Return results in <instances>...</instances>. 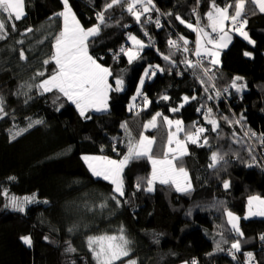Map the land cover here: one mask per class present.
I'll use <instances>...</instances> for the list:
<instances>
[{"label": "trees", "instance_id": "obj_1", "mask_svg": "<svg viewBox=\"0 0 264 264\" xmlns=\"http://www.w3.org/2000/svg\"><path fill=\"white\" fill-rule=\"evenodd\" d=\"M68 2L85 29L99 26L98 34L89 37L88 51L112 73L109 104L81 116L63 94L38 87L56 67L51 56L63 30V17L57 15L64 11L62 0H24L20 20L0 14L5 21L0 32V264H96L89 238L121 234L129 242V255L115 264H247V253L264 264V217L244 215L250 197L264 198V12L244 0V18L239 19L247 21L254 43L230 31L233 23L227 21L231 40L213 64V56L195 55L197 33L186 26L208 23L213 0H140L134 9L139 21L127 10L131 0L111 8L112 0ZM236 3L215 0L218 7L233 6L229 15ZM131 35L146 43L132 63L125 52L118 55L121 47L128 50ZM149 65L156 74L128 109ZM116 78L123 82L120 91ZM158 112L157 126L145 128ZM165 116L182 121L184 131L176 133ZM199 128L205 129L200 143L186 139L185 133ZM170 133L187 148V154L169 157L176 155L174 166L188 173V191H177L171 182H155L148 191L152 163L141 157L126 165L121 196L82 159H120L128 137L138 141L145 134L154 140L151 156L163 159ZM213 153L222 159L210 167ZM25 194L37 200L24 212L11 210L10 196ZM229 211L239 215L243 235L230 225ZM22 237H30L31 245ZM234 241L239 250L232 247Z\"/></svg>", "mask_w": 264, "mask_h": 264}, {"label": "snow or ice", "instance_id": "obj_2", "mask_svg": "<svg viewBox=\"0 0 264 264\" xmlns=\"http://www.w3.org/2000/svg\"><path fill=\"white\" fill-rule=\"evenodd\" d=\"M64 11L58 13L60 17H63V30L55 38L54 53L51 56V61L55 63V70L51 76L44 80L38 87L43 89L45 92H51L53 89L57 90L63 96L67 97L69 101L75 104L77 109L80 111V115L84 116L85 113L89 110L102 111L106 110L108 93L112 89V85L108 82V77L112 75L109 68L104 67L102 64L98 63L93 56L89 54L88 51V41L89 37L95 36L99 32V26H94L92 28L85 29L76 18L75 13L72 11L68 0H62ZM121 0H112V3L108 4L107 7L111 8L114 4L120 3ZM140 0H132L128 4L127 10L133 15H135L136 20L139 21L140 13L135 12L134 9L136 4ZM254 4L259 6L261 12H264V0H252ZM148 3L151 4V0H148ZM233 7L232 5H225L224 7H218L213 0L212 8L213 11H209L207 19L209 21V27L211 28L212 33H219L218 39H213L211 34L205 31L204 28L199 26H194L191 23H188L186 26L192 29L197 33L196 40V50L195 55L197 57L201 56L203 51L206 55L218 56L219 53L213 51L206 47V45H212L213 48L216 47H226L227 42L231 40V37L228 35V32L225 31L226 22L231 20L234 26V30L239 32L241 36L245 39H249L248 34L244 32L243 25L247 21H241L239 26H237V21L241 17L244 10V0H237L235 4V11L233 15H229V8ZM144 11H148V8L145 7ZM0 14H6V19L8 21L20 20L24 16V0H0ZM101 23L104 21V16L102 13L98 14L97 17ZM177 19H180L177 17ZM199 20V17H197ZM181 24H185V21L180 19ZM12 28H15V24L11 25ZM5 30V21L0 19V32ZM31 29H29L30 31ZM134 45L139 48H143L144 45L141 41L137 40L135 36H130ZM184 41V45L188 44V41L181 37ZM254 43V41H250ZM169 44L173 47H177L176 41H169ZM185 52L188 51L187 47L183 49ZM122 52L128 56L129 62L138 56V52H133L132 49H121ZM249 55V53H245ZM165 59H168L166 56ZM50 61L45 60L44 63L48 64ZM189 66L192 65L191 61H187ZM213 64L218 63V60H213ZM163 71V69H161ZM208 70L205 69V72ZM154 75V73H152ZM43 75V73H40ZM147 76L148 73L146 72ZM239 79V77L237 78ZM117 84L116 91L121 90L122 81L116 80ZM144 81L141 80L140 84L143 85ZM232 87L236 88L237 91H240V88L233 83ZM137 95H140L139 91ZM219 95V93H217ZM135 99V98H133ZM163 99L167 100L168 97L165 96ZM185 102H187L188 97H184ZM145 102L148 101L145 99ZM2 105V101H0ZM182 107V105H181ZM172 111H178V109H172ZM3 112V107L0 106V113ZM211 112V109H209ZM161 116V113H156L151 120L144 126L145 128H155L156 117ZM164 121L169 127L171 125H176V133L184 131L182 128V121H172L168 117H163ZM36 123H41V121H36ZM209 123L215 125L216 121L209 120ZM126 127V125H122ZM205 131L204 128H199L196 130L195 134L185 133L186 139L192 143H197L199 140L200 133ZM176 133H170L168 139V150L164 153L163 159H153L151 156L152 145L154 140L149 139L147 136H141L140 139L135 143H130L128 145V154L122 160H112L103 156H84L82 159L87 163L89 169L92 171L93 175L102 177L105 180H110L112 184L115 185V191L118 192L121 196L124 195L123 191V181L121 179V173L124 166L127 164L130 158H141L146 157L152 163V175L151 179L147 181L149 187L148 191L153 190V183L159 181L161 184L173 183L176 186L177 191H188L191 188L189 181L188 173L185 169L180 168L177 170L173 165V160L176 159V155L172 156V159H169V153H179V155L187 154V148L183 141H180L178 138L175 140L176 148L171 147L173 143V138L176 137ZM15 135H19L16 133ZM15 135L13 138H15ZM207 143V140L204 141ZM222 159L217 153H213L212 161L213 163L210 167H215V163ZM180 178L183 179L186 183L184 186L181 185ZM224 188L229 187L227 181L223 184ZM6 195V193H5ZM32 198L25 197V202L29 201ZM255 202L256 207L253 210V203ZM12 207L23 211L22 204L17 201L15 197L11 201ZM248 215H259L264 216V199H261L259 196L250 197L248 200ZM229 217V223L232 224L233 229H235L240 235L243 233L239 232L237 221L239 217L234 216L231 212L227 213ZM121 233L123 229L120 230ZM264 240V236L261 237ZM22 240L25 244L31 245L32 241L30 237H22ZM128 240L121 234L119 236H99V237H90L89 238V247L94 252V257L97 261V264H115L116 261L121 260L122 257H127L129 251L127 249ZM95 246V247H93ZM234 249L239 250L240 244L237 241L232 245ZM251 253L248 254L251 257ZM128 264H136L134 260L129 261Z\"/></svg>", "mask_w": 264, "mask_h": 264}, {"label": "rangeland", "instance_id": "obj_3", "mask_svg": "<svg viewBox=\"0 0 264 264\" xmlns=\"http://www.w3.org/2000/svg\"><path fill=\"white\" fill-rule=\"evenodd\" d=\"M243 13H244V10H243ZM243 13H242V15H241L240 18L243 17ZM243 18H244V17H243ZM238 21H242V20L238 19ZM244 21H245V20H244ZM201 27L204 28L205 31H207V32L210 33L211 28L209 27V21H208V23L202 24ZM229 30L232 31V32H235V33L238 34V35H240L239 32H237V31L234 30V26H233V24H232V25H229ZM242 30L248 34L249 39H247V40L252 41V40H251V36H250V32H249V31L247 30V28H246V24L243 25V29H242ZM131 36H135V35H131ZM240 36H241V35H240ZM135 37L137 38V40L141 41V42L143 43L144 46L146 45L145 41H143L140 37H138V36H135ZM241 37H242L243 39H245L243 36H241ZM129 43H130V46H129L128 49H132L133 52H138V55H139L140 50H141L142 48H139L138 46L134 45V43H133V41H132L131 39H129ZM127 47H128V46L126 45V47L124 46L123 48L126 50ZM143 48H144V47H143ZM212 50L215 51V52H218L219 55H220V51H218L216 48H212ZM219 55H218V56H219ZM218 56H214V57H215L214 59L216 60V58H217ZM126 57L128 58V56H126ZM137 57H138V56H137ZM137 57L134 58V59H137ZM134 59H133V60H134ZM98 63H100V62L98 61ZM131 63H132V62H131ZM100 64H101V63H100ZM151 71H152V72H151ZM146 72L148 73L147 76L145 75ZM152 73L156 74V70H153V68L151 67V65H149V66L146 67V69H145V71H144V73H143V75L141 76L140 79L143 80V81L145 82V81L147 80V78H149V76H151V77L153 76ZM115 80H118V78H116ZM141 80H140V81H141ZM108 81H109V80H108ZM109 84H110V82H109ZM143 84H144V83H143ZM120 87H121V89L123 88L122 85H121ZM142 87H143V85H142ZM138 91H139V93L142 91V90H141V84H140V83H139ZM136 96H137V94L131 98L130 103H129V105H128V109H131V108L135 107ZM133 98H135V99H133ZM142 98H143L142 96H139L138 100L140 101V99L142 100ZM107 104H109L108 100H107ZM92 111L97 112V111H95V110H92ZM149 128H152V127H149ZM170 132H171V131H170ZM201 135H202V133H200V135H199V140H198L197 143H200V142H201V141H200ZM143 136H147L149 139H152V140H153V138L149 137L147 134H145V135H143ZM176 139H177V138H175V137L173 138V143H172V145H171V147H172L173 149L176 148V143H175V140H176ZM178 139H179V138H178ZM136 142H137V141H135V140L132 138L131 135L128 137V145H129L130 143L135 144ZM127 154H128V149H127L126 153L123 154L122 157H121L120 159H114V160H117V161L122 160ZM168 158L171 159L170 157H168ZM153 159H156V158L153 157ZM130 160H131V158L128 160V162H129ZM128 162H127V164H128ZM127 164H126V165H127ZM126 165L124 166L123 171H122V173H121V179H122V181H123V177H122V175H123L124 169L126 168ZM173 165H174V164H173ZM175 168L177 169L176 166H175ZM177 170H178V169H177ZM102 179H103V178H102ZM104 180H105V179H104ZM107 181L110 182V180H107ZM155 182H159V181L157 180V181H155ZM155 182H154V183H155ZM180 182H181V185H182V186H184V184L186 183L185 181H183L182 178H180ZM154 183H153V186H154ZM123 186H124V181H123ZM114 189H115V185H114ZM123 191H124V188H123ZM117 193H118V192H117ZM118 194H119V193H118ZM14 197L17 199V201H18L19 203L22 204L23 212L26 210V208H27L28 205L34 203V202L37 200V199H35V196H33V195H28V194H25V195H17V196H14ZM25 197H29V198H32V199H30L29 201L25 202V200H24ZM12 198H13V196H10V203H9L10 206H9V208H10L11 210H14V211H15V210H17V209H15V208L12 207V204H11ZM263 199H264V198H263ZM247 204H248V203H247ZM255 207H256V204H255V202H254V203H253V210H255ZM248 208H249V205H247V208H246V211H245V214H244V215H246V218H253L254 216L264 217V216H259V215H252V216H249V215H248ZM17 211H20V210H17ZM20 212H21V211H20ZM229 212H231L234 216L239 217V215H237L235 212H233V211H229ZM227 216H228V215H227ZM228 221H229V217H228ZM237 224H238V228L240 229V226H239V225H240V217H239V220L237 221ZM230 225L232 226L231 223H230ZM236 242H237V241H234L233 244L236 243ZM92 255H94V252L92 253ZM247 257H248V255H247ZM122 258L125 259L126 257H122ZM122 258H121V259H122ZM249 258H250V260H249L248 264H252V261L255 260V258H254L253 256H251V257H249ZM129 261H132V260H129ZM129 261H128V262H129ZM95 263L97 264L96 259H95ZM126 264H128V263H126ZM179 264H192V263H189V262H187V261H183V262H180Z\"/></svg>", "mask_w": 264, "mask_h": 264}, {"label": "built area", "instance_id": "obj_4", "mask_svg": "<svg viewBox=\"0 0 264 264\" xmlns=\"http://www.w3.org/2000/svg\"><path fill=\"white\" fill-rule=\"evenodd\" d=\"M131 2H132V0H131ZM240 22H241V21H237V26H239ZM214 36H215V37H218V36H219V33H216ZM122 48H123V47H121V49H122ZM121 49H120V53H118V55H120V54L122 53ZM123 49H124V48H123ZM203 59H206V58L202 57V60H203ZM143 99H144V98H142V100H143ZM143 101H144V100H143ZM261 241H262V243L264 244V240H261ZM248 254H249V253H247V255H248ZM251 254H252V253H251ZM247 255H246V258H247V264H248L250 258H249V256L247 257ZM251 256H253V257L255 258V260L252 261V264H259V259L256 258L254 254H252Z\"/></svg>", "mask_w": 264, "mask_h": 264}, {"label": "crops", "instance_id": "obj_5", "mask_svg": "<svg viewBox=\"0 0 264 264\" xmlns=\"http://www.w3.org/2000/svg\"><path fill=\"white\" fill-rule=\"evenodd\" d=\"M227 23V22H226ZM226 26V25H225ZM211 33V32H210ZM211 36H212V34H211ZM229 43L227 42V45H228ZM206 47L207 48H209V49H212L213 48V46L212 45H206ZM220 48H224V47H216V49L219 51V49ZM202 53H204L203 51L201 52V54ZM205 54V53H204ZM213 58H215L214 56H213ZM219 58H220V55L216 58V60H219ZM215 60V59H214ZM109 82V81H108ZM110 92V91H109ZM108 100V99H107ZM79 110V109H78ZM86 114V113H85ZM112 160H114V159H112ZM189 182V181H188Z\"/></svg>", "mask_w": 264, "mask_h": 264}]
</instances>
